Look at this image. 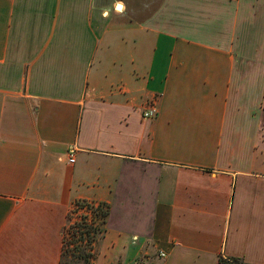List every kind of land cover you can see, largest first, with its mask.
<instances>
[{
	"label": "crops",
	"instance_id": "0c3cea01",
	"mask_svg": "<svg viewBox=\"0 0 264 264\" xmlns=\"http://www.w3.org/2000/svg\"><path fill=\"white\" fill-rule=\"evenodd\" d=\"M124 3L0 0V264H60L77 200L95 264H264V0Z\"/></svg>",
	"mask_w": 264,
	"mask_h": 264
},
{
	"label": "trees",
	"instance_id": "16d2710c",
	"mask_svg": "<svg viewBox=\"0 0 264 264\" xmlns=\"http://www.w3.org/2000/svg\"><path fill=\"white\" fill-rule=\"evenodd\" d=\"M75 205L78 210H89L90 215L82 213L79 220L71 222V211L69 212L63 230L60 264H95L96 245L106 232L105 224L110 214V205L88 200H77ZM232 262L243 264L240 260Z\"/></svg>",
	"mask_w": 264,
	"mask_h": 264
},
{
	"label": "built area",
	"instance_id": "2783aa9c",
	"mask_svg": "<svg viewBox=\"0 0 264 264\" xmlns=\"http://www.w3.org/2000/svg\"><path fill=\"white\" fill-rule=\"evenodd\" d=\"M157 114H158L157 101L155 98H153L149 101L148 106L143 111V117L147 119H152V118H155ZM69 157H70L69 161L73 163L75 161V150L74 149L69 151ZM158 256L160 258H165L166 254L161 251L159 252ZM125 264H151V262L145 256H142L134 261H130Z\"/></svg>",
	"mask_w": 264,
	"mask_h": 264
},
{
	"label": "clouds",
	"instance_id": "9594fccd",
	"mask_svg": "<svg viewBox=\"0 0 264 264\" xmlns=\"http://www.w3.org/2000/svg\"><path fill=\"white\" fill-rule=\"evenodd\" d=\"M113 12L120 16H124L126 14L127 5L124 3V0H113L112 5L105 6L101 9V14L104 18H108Z\"/></svg>",
	"mask_w": 264,
	"mask_h": 264
},
{
	"label": "rangeland",
	"instance_id": "374dc122",
	"mask_svg": "<svg viewBox=\"0 0 264 264\" xmlns=\"http://www.w3.org/2000/svg\"><path fill=\"white\" fill-rule=\"evenodd\" d=\"M76 202V201H75ZM75 202L73 203L71 209H70V217H71V222L79 220L80 219V215H82V213L86 214V215H90L89 210L86 209H80L78 210L76 208Z\"/></svg>",
	"mask_w": 264,
	"mask_h": 264
}]
</instances>
